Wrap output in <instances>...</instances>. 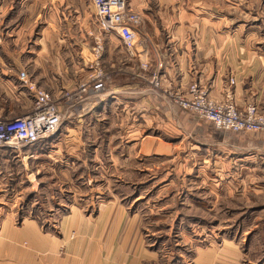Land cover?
I'll return each instance as SVG.
<instances>
[{"label":"crops","instance_id":"1","mask_svg":"<svg viewBox=\"0 0 264 264\" xmlns=\"http://www.w3.org/2000/svg\"><path fill=\"white\" fill-rule=\"evenodd\" d=\"M128 2L144 16L138 53L130 56L120 39L115 43L118 35L103 33V62L112 71L106 90L73 109L62 101L64 121L38 143L41 155L58 146L66 169L89 156L97 174L105 160L111 177L139 176L149 161L179 159L192 160V170L217 164L241 176L259 175L262 137L219 130L174 104L167 91L199 81L216 100L230 88L239 108L264 110V10L243 9L238 0ZM92 31L101 33L91 0H0V118L33 109L22 71L54 97L86 78ZM3 156L0 175L12 176L14 167L4 165L10 158ZM47 203L55 206L47 218L0 212V264H144L155 258L143 247L140 218L130 216L121 199ZM243 257L235 242L224 241L196 247L190 264H241Z\"/></svg>","mask_w":264,"mask_h":264},{"label":"rangeland","instance_id":"2","mask_svg":"<svg viewBox=\"0 0 264 264\" xmlns=\"http://www.w3.org/2000/svg\"><path fill=\"white\" fill-rule=\"evenodd\" d=\"M238 3L243 9L264 10V0ZM110 35V39L116 36ZM117 39L119 36L116 44ZM105 68L108 85L112 71ZM238 134L264 140V133ZM57 148L52 146L51 155L43 156L44 148L38 144L9 147L12 154L0 147V154L10 158L5 167H14L12 176L0 175V212H40L47 218L55 210L48 200L57 204L115 196L128 205L130 216L141 220L143 247L155 256L144 264H190L196 247L224 241L235 242L242 250L241 264H264V166L260 165L259 175L248 171L241 176L230 166L219 171L217 164H211L202 171L197 166L188 169L192 160H155L147 162V172L139 176L117 173L111 177L105 160L97 174L92 168L96 162L89 156L64 168L66 161ZM32 152L40 158L30 160ZM91 187L93 191H89Z\"/></svg>","mask_w":264,"mask_h":264},{"label":"built area","instance_id":"3","mask_svg":"<svg viewBox=\"0 0 264 264\" xmlns=\"http://www.w3.org/2000/svg\"><path fill=\"white\" fill-rule=\"evenodd\" d=\"M91 4L101 33L90 32L94 36L89 61L90 73L76 86L61 89L60 95L54 97L22 71V84L34 97L33 109L24 116L0 118V147L16 148L40 143L60 129L65 118V112L61 109L62 101L73 109L106 90L108 76L103 62L104 32L118 35L130 55L138 53V40L144 34L143 14L131 7L128 0H91ZM159 80V76L155 74L153 82L156 86L159 85ZM234 83V77H231L230 84ZM167 94L178 107L201 120L212 122L219 130L231 133H264V110L257 104L239 108L230 88L221 100L212 98L208 86L199 81L192 82L185 91L168 89Z\"/></svg>","mask_w":264,"mask_h":264}]
</instances>
